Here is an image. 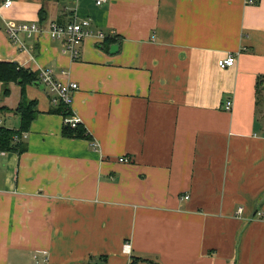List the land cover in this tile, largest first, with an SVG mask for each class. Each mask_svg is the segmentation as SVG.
I'll use <instances>...</instances> for the list:
<instances>
[{"label":"crops","instance_id":"obj_1","mask_svg":"<svg viewBox=\"0 0 264 264\" xmlns=\"http://www.w3.org/2000/svg\"><path fill=\"white\" fill-rule=\"evenodd\" d=\"M4 2L0 61L37 73L39 114L23 153H0V264H264V0ZM76 19L91 22L77 59L46 30L25 47L5 30ZM41 68L79 84L72 116L91 139L64 136ZM3 89L15 109L22 86Z\"/></svg>","mask_w":264,"mask_h":264},{"label":"built area","instance_id":"obj_2","mask_svg":"<svg viewBox=\"0 0 264 264\" xmlns=\"http://www.w3.org/2000/svg\"><path fill=\"white\" fill-rule=\"evenodd\" d=\"M107 0H97L98 4H102ZM249 3H253L254 0H247ZM13 4V0H5L2 4L3 7H10ZM91 22L89 19L73 20L68 23H59L58 21H51L48 27L45 28L38 23H13L6 22L5 30L9 38L23 47L25 43L23 42L22 36L26 35L28 38L35 37L36 35L44 32L45 30L49 32L52 38L59 39L63 41V51L71 55L74 59L79 58L81 55V48L83 46L85 37L90 33ZM99 36L105 39L106 34L99 31ZM237 62V58L234 54L230 53L227 56L219 59L218 65L221 68H228L234 66ZM39 78L41 83L45 84L48 92L51 96V101L59 106L64 104L71 108V103L73 100V92L79 88V84L74 81H62L57 78L54 71L51 68H41L39 70ZM232 100H227L225 103V108L230 110L232 108ZM65 122L70 123L72 126H76L79 119L74 116L65 117ZM1 123V120H0ZM23 138L27 134L23 133ZM120 161L127 162L129 158L127 156H122L119 158ZM189 196L187 195L186 198ZM242 211L240 208L239 212ZM129 247V244L126 245ZM35 264H48V257H40L35 255Z\"/></svg>","mask_w":264,"mask_h":264},{"label":"trees","instance_id":"obj_3","mask_svg":"<svg viewBox=\"0 0 264 264\" xmlns=\"http://www.w3.org/2000/svg\"><path fill=\"white\" fill-rule=\"evenodd\" d=\"M46 10L41 9V14ZM113 38L106 36L103 43L109 44ZM102 46V45H101ZM38 80V75L34 71L21 66L15 61H0V81L4 85L3 96L10 93V83L18 82L22 86V97L15 109L0 107V119L2 112H14L20 119L19 128H12L0 123V153L1 152H17L23 153L27 149V143L23 138V133L31 129L32 122L39 114L38 101L36 99H29L25 96V86L29 83ZM256 106L257 114L263 115L264 122V74H259L256 78ZM54 111L60 112L64 117L72 115V110L64 104L57 106ZM63 134L68 138H84L91 139V134L87 128L78 122L76 126L66 123L63 129ZM141 261V258H136L134 262Z\"/></svg>","mask_w":264,"mask_h":264},{"label":"water","instance_id":"obj_4","mask_svg":"<svg viewBox=\"0 0 264 264\" xmlns=\"http://www.w3.org/2000/svg\"><path fill=\"white\" fill-rule=\"evenodd\" d=\"M45 86V85H44ZM46 88V87H45Z\"/></svg>","mask_w":264,"mask_h":264}]
</instances>
